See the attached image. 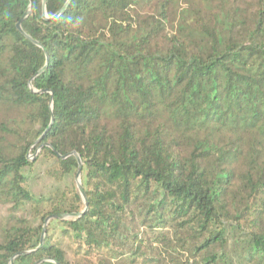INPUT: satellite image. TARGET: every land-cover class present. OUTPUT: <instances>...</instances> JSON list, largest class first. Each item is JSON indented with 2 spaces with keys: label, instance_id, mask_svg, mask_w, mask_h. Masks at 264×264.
I'll return each mask as SVG.
<instances>
[{
  "label": "trees",
  "instance_id": "trees-1",
  "mask_svg": "<svg viewBox=\"0 0 264 264\" xmlns=\"http://www.w3.org/2000/svg\"><path fill=\"white\" fill-rule=\"evenodd\" d=\"M46 17L0 0V264H264V0Z\"/></svg>",
  "mask_w": 264,
  "mask_h": 264
},
{
  "label": "water",
  "instance_id": "water-1",
  "mask_svg": "<svg viewBox=\"0 0 264 264\" xmlns=\"http://www.w3.org/2000/svg\"><path fill=\"white\" fill-rule=\"evenodd\" d=\"M47 1H48V0H43V17H45V18H47V17H46ZM68 4H69V2L66 4V6H68ZM66 6L64 7V9L66 8ZM33 7H34V5H33V3H31L30 8H29V10L26 12V14H25L24 18L22 19V21H24L25 18L28 17V15L32 12ZM62 11H63V10H62ZM62 11H61V12H62ZM57 16H58V14H57ZM57 16H55V17H57ZM22 21L17 25V29H18L22 34L25 35V33H24L23 29H22V26H21ZM30 40H31V39H30ZM32 42H33L35 45L39 46V47L41 46V45H39V43H37V42H35V41H33V40H32ZM51 109H52V108H51ZM53 122H54V115H52L51 125L53 124ZM36 155H37V154H36ZM36 155H35V156H36ZM71 155H74V156L77 158V161H78V163H79V169H78V174H77L76 184H77L78 190H79V192H80V194H81V196H82V198H83V201H84V203H85V206H86L85 211H86L87 208H88V202H87L86 193H85L84 188H83L82 183H81V172H82L83 164H82L81 158H80L76 153H73V154H71ZM35 156H33V157H35ZM33 157H31V158H33ZM59 157L62 158V159H65V158H66V157H61L60 155H59ZM85 211H84L83 213L79 214V216H81L82 214H84ZM76 216H78V215H71V216H54V217L49 218V219L46 221V223H48L50 220L55 219V218H57V219H66V220H67V219H69V218H73V217H76ZM44 235H45V230H44V232H43V234H42L41 244H43V241H44ZM48 261L50 262V260H48Z\"/></svg>",
  "mask_w": 264,
  "mask_h": 264
},
{
  "label": "rangeland",
  "instance_id": "rangeland-1",
  "mask_svg": "<svg viewBox=\"0 0 264 264\" xmlns=\"http://www.w3.org/2000/svg\"><path fill=\"white\" fill-rule=\"evenodd\" d=\"M34 176L35 177L30 181V186L32 192L36 196L47 195L52 190V188L58 185L53 181L47 179L46 177H41V175L35 174ZM76 180L77 178H75V182ZM6 215H7V207L0 205V222H2V220L5 218Z\"/></svg>",
  "mask_w": 264,
  "mask_h": 264
}]
</instances>
